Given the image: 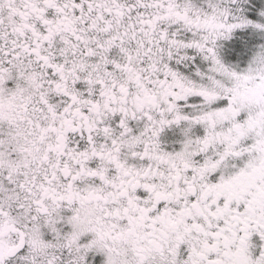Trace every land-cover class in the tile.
Here are the masks:
<instances>
[{"label":"snow or ice","instance_id":"6c2138e0","mask_svg":"<svg viewBox=\"0 0 264 264\" xmlns=\"http://www.w3.org/2000/svg\"><path fill=\"white\" fill-rule=\"evenodd\" d=\"M0 264H264V0H0Z\"/></svg>","mask_w":264,"mask_h":264}]
</instances>
